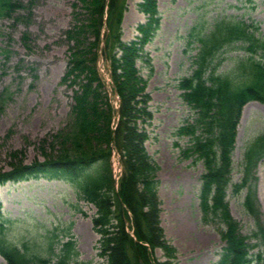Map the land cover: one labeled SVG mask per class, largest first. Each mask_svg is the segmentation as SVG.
<instances>
[{
    "label": "trees",
    "instance_id": "1",
    "mask_svg": "<svg viewBox=\"0 0 264 264\" xmlns=\"http://www.w3.org/2000/svg\"><path fill=\"white\" fill-rule=\"evenodd\" d=\"M77 1L84 8V18L74 13V24L65 32L71 45L61 79L73 91L67 122L50 141H43L42 146L49 142V152L41 150L43 160L27 164L23 158L12 157L9 169H0V184L30 177L64 181L79 199L96 209L92 229L99 235L97 255L105 264H171L177 251L161 226L160 167L146 149L147 127L153 118L151 97L148 79L138 67V62L150 64L144 48L160 27L158 2L140 0L136 4L145 21L136 26L133 40L124 41L127 0ZM22 8L19 0H0V17H11ZM195 40L199 45L191 74L177 86L192 117L174 135L188 137L182 154L195 157L204 168L199 192L201 220L223 226L224 247L216 264H264V222L255 177L256 165L264 158V133L246 143L241 177L236 183L231 179L241 111L251 101L264 105V31L256 22L229 16L214 19ZM231 51L242 54L230 58L231 66L218 72V58ZM100 62L106 76L100 72ZM113 155L120 165L117 178ZM228 190L235 195L245 192L243 209L254 224L249 236L242 233L230 212ZM55 237L43 238L49 256L44 257L26 242L21 246L9 242L0 223V256L6 264H69L78 256L75 241L69 238L55 244ZM254 248L259 250L251 254ZM156 249L165 261L155 256Z\"/></svg>",
    "mask_w": 264,
    "mask_h": 264
},
{
    "label": "rangeland",
    "instance_id": "2",
    "mask_svg": "<svg viewBox=\"0 0 264 264\" xmlns=\"http://www.w3.org/2000/svg\"><path fill=\"white\" fill-rule=\"evenodd\" d=\"M24 8L11 17H0V169L23 158L30 164L49 152L51 135L64 127L73 104L71 88L62 84L70 43L65 32L74 24V13L84 18L77 0H19ZM140 0H127L122 39L133 40L136 26L145 21L137 10ZM161 23L144 48L150 64L138 62L148 79L147 92L153 114L147 127L146 149L158 164V196L161 226L167 241L176 249L171 264H215L224 242L223 226L204 223L199 209L200 176L204 168L195 157L185 158L188 137L174 133L192 115L180 98L179 81L191 74L198 48L195 35L205 32L216 18L237 17L256 22L264 31V0H157ZM75 4L77 6H75ZM75 6V7H74ZM194 29V35L190 36ZM26 37V38H25ZM241 51L223 53L218 72L231 66L230 58ZM264 133V105L250 102L243 107L232 154L233 183L241 177V163L248 141ZM177 143V146L175 145ZM17 153V155L15 154ZM18 156V157H17ZM256 195L264 221V159L256 170ZM245 192H227L232 216L244 235L254 224L243 209ZM96 209L78 198L61 180L29 178L0 184V223L7 240L16 246L26 242L45 253L43 238L55 235V244L75 241L78 256L69 264H105L97 255L99 235L92 230ZM48 241V240H47ZM57 251V250H56ZM258 248L253 250L254 253ZM155 256L165 261L161 250ZM0 264H6L0 257ZM250 264H255L250 263Z\"/></svg>",
    "mask_w": 264,
    "mask_h": 264
}]
</instances>
